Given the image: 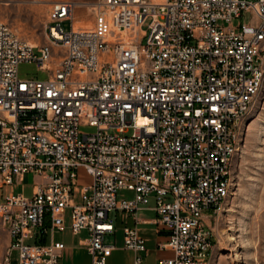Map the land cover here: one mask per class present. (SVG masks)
Returning a JSON list of instances; mask_svg holds the SVG:
<instances>
[{
	"label": "built area",
	"instance_id": "built-area-1",
	"mask_svg": "<svg viewBox=\"0 0 264 264\" xmlns=\"http://www.w3.org/2000/svg\"><path fill=\"white\" fill-rule=\"evenodd\" d=\"M78 9L92 28L73 27ZM245 14L255 22L234 23ZM44 33L46 44L32 46L0 21L4 263L16 254L17 264H60L65 246L53 237L69 212L70 233H87L91 264H106L110 214L138 222L152 200L169 233L161 248L172 253L159 264H209L204 214L232 192L243 125L264 86V0L66 1L52 6ZM21 64L47 78L21 79ZM27 175L42 180L31 198L15 192ZM124 247L146 252L137 228L124 230Z\"/></svg>",
	"mask_w": 264,
	"mask_h": 264
},
{
	"label": "rangeland",
	"instance_id": "rangeland-1",
	"mask_svg": "<svg viewBox=\"0 0 264 264\" xmlns=\"http://www.w3.org/2000/svg\"><path fill=\"white\" fill-rule=\"evenodd\" d=\"M76 2L93 5L97 0H0V21L7 24L13 32L26 43L33 46H44L46 38L44 27L53 5L60 2ZM254 23L255 17L245 14L234 23ZM149 21L143 26L147 31ZM65 32L71 30L70 23L62 25ZM75 29L92 28L90 12L78 9L73 24ZM56 56V51L53 52ZM21 79L45 80L47 73L39 71L34 64L19 66ZM82 134H92L95 129L81 126ZM131 132L127 134L129 137ZM79 181L90 184L91 178L83 171L78 172ZM232 192L222 209L215 215L204 214V223L213 234V249L209 264H264V86L256 105L246 117L238 151L232 165ZM42 180L32 175L25 176L22 183L16 184L15 192H22L25 198H31L33 185ZM119 198L132 199L126 191L118 193ZM76 203L80 204L79 198ZM151 203L153 201L151 200ZM146 216L141 213L140 216ZM125 214H110V220L119 231ZM71 218L66 213V225L62 233H55L54 240L63 244L79 243L84 235L74 236L69 231ZM116 235V234H115ZM114 236H107V245L114 244ZM28 242L27 244H31ZM9 245L8 236L0 225V264ZM16 254L12 264H17Z\"/></svg>",
	"mask_w": 264,
	"mask_h": 264
},
{
	"label": "crops",
	"instance_id": "crops-1",
	"mask_svg": "<svg viewBox=\"0 0 264 264\" xmlns=\"http://www.w3.org/2000/svg\"><path fill=\"white\" fill-rule=\"evenodd\" d=\"M153 208L154 204L150 203L146 209L140 210L136 215L138 222L135 221L132 215L125 214L127 216L123 219V226L119 231H117L112 221L114 232L108 235V237L116 235L114 244L112 245H107L104 239L105 244L113 248L112 254L106 264H134L136 258H140L141 264H159L160 261L172 257V253L169 250L161 248L167 245L169 233L157 224V215L153 211ZM141 213L146 214V216H140ZM67 228L68 226L66 225L65 229L67 230ZM127 228H137L139 235L145 241L146 252L134 253L125 249L124 230ZM80 235H84V238L78 244L76 242L64 244L65 250L62 253L60 264H91V257L85 248L87 233L83 232ZM49 242L50 238L47 237L44 243L48 244Z\"/></svg>",
	"mask_w": 264,
	"mask_h": 264
},
{
	"label": "bare ground",
	"instance_id": "bare-ground-1",
	"mask_svg": "<svg viewBox=\"0 0 264 264\" xmlns=\"http://www.w3.org/2000/svg\"><path fill=\"white\" fill-rule=\"evenodd\" d=\"M89 28V27H88ZM88 28H86V29H83V30H87ZM33 46V45H32Z\"/></svg>",
	"mask_w": 264,
	"mask_h": 264
}]
</instances>
